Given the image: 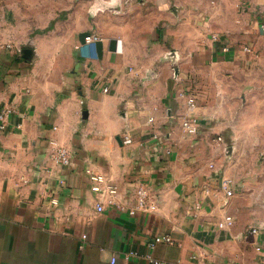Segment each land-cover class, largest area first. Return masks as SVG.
<instances>
[{"label": "crops", "instance_id": "crops-1", "mask_svg": "<svg viewBox=\"0 0 264 264\" xmlns=\"http://www.w3.org/2000/svg\"><path fill=\"white\" fill-rule=\"evenodd\" d=\"M177 2L181 17L195 18L161 30L164 44L190 46H175L172 58L157 41L155 53L137 52L127 36L103 32L82 4L50 19L46 34L0 39V112L13 108L0 130V264H264V118L216 110L209 90L193 86L200 69L217 64L232 92L259 100L264 0ZM84 32L103 41L101 56ZM189 93L198 101L195 136L182 128ZM60 147L70 164L57 160ZM88 170L117 187L114 203L93 189ZM222 178L232 180L230 198ZM140 185L157 208L131 214ZM225 215L235 223L221 229ZM167 235L172 242L151 245Z\"/></svg>", "mask_w": 264, "mask_h": 264}, {"label": "rangeland", "instance_id": "rangeland-1", "mask_svg": "<svg viewBox=\"0 0 264 264\" xmlns=\"http://www.w3.org/2000/svg\"><path fill=\"white\" fill-rule=\"evenodd\" d=\"M211 3L215 5L213 0ZM80 4L88 7L90 17L97 21L103 32L117 34L118 37L127 36L136 44L133 45L137 52L140 48H145L148 53H155L159 46L154 45L157 41L161 44L165 56L172 58L178 51L177 46L190 47L186 44L175 47L171 42L163 43L161 30H164L166 25L175 26L182 20L186 24L185 21L192 22L195 18L192 13H184L181 17L177 0H0V39L4 38L5 33H10L11 38L25 42L38 34H46L52 28L50 19L64 18ZM217 17H220L218 24L222 26L223 14L220 13ZM186 30L191 33L187 27L184 28V31ZM203 30L201 27L200 32ZM143 31L147 33L145 36L148 39L142 37ZM142 40L144 45H141ZM220 69L217 64L204 66V69L199 71V88L193 85L194 88L203 91L200 93L210 92V104L216 110L235 107L233 116L236 119L243 115L264 118V93L260 94L257 100L252 94L232 92L230 82L222 75ZM209 79L212 84L207 83ZM189 86L191 87V84ZM215 139L222 141L219 137Z\"/></svg>", "mask_w": 264, "mask_h": 264}, {"label": "built area", "instance_id": "built-area-1", "mask_svg": "<svg viewBox=\"0 0 264 264\" xmlns=\"http://www.w3.org/2000/svg\"><path fill=\"white\" fill-rule=\"evenodd\" d=\"M262 31L264 32V24L261 26ZM100 41V38L96 35H88L86 37V42L89 46L90 52L97 57L98 53H97V42ZM225 50H227L225 48ZM245 50L248 52H251V48L250 47H245ZM108 88L105 89V91H107ZM188 109L190 110L191 113L186 114L183 118H182V128L183 131L186 134L189 135H197L199 133L200 130V119L198 118L197 114L194 112L195 108L197 107L198 101H197V97L195 94L193 93H189L188 94ZM13 112V108L11 105H7L5 106L2 111L0 112V130H5L7 127V119L8 117L11 115V113ZM219 140H222L221 137H219ZM128 141L130 142V139H128ZM56 158L57 160L64 164V165H68L70 164L71 161V157H70V153L68 151L67 148L65 147H60L57 150L56 153ZM88 175L89 178L93 184V189L100 193V194H108L110 195V202L114 203V199L116 197L117 194V187L113 184H110L106 177L102 174L99 173H95L92 172L91 170H88ZM220 189L224 192V194L226 195L227 198L232 197L235 194V189L232 186V180L229 178H222L220 181ZM136 198H137V204L134 208H132L130 210L131 214H134L136 212V210H155L157 208L156 204L151 200V195L149 190L145 187V186H139L136 190ZM53 203L55 205H58L59 202L58 200L55 198L52 200ZM119 207H122L120 205H118ZM96 208L98 211H102L104 209V205L103 203L100 201L97 203ZM235 223V219L233 216L231 215H225V217L218 223V227L221 229H225V228H229L232 227ZM250 232L252 234H259L260 232V228L259 227H251L250 228ZM173 239L171 236L167 235V236H157L153 239V241L151 242V245L154 246L156 243L159 242H167L170 243L172 242ZM258 250H261V247L259 246L257 248ZM115 258H113V262H115ZM154 264H172L171 262L165 261V260H154L153 259Z\"/></svg>", "mask_w": 264, "mask_h": 264}, {"label": "water", "instance_id": "water-1", "mask_svg": "<svg viewBox=\"0 0 264 264\" xmlns=\"http://www.w3.org/2000/svg\"><path fill=\"white\" fill-rule=\"evenodd\" d=\"M88 35H90V32H84L82 37L86 38ZM96 46H97V53H98L99 56H101L103 54V41L102 40L98 41ZM109 49L111 51H117L119 49V40L116 39V38H112L110 40ZM22 53H23V56L25 58L30 59L31 55L33 53V49L25 48V49L22 50ZM174 56H176V54H174Z\"/></svg>", "mask_w": 264, "mask_h": 264}]
</instances>
